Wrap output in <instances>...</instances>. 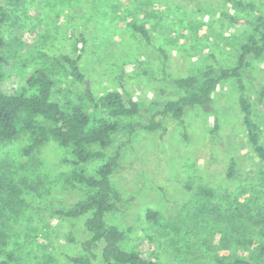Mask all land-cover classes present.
<instances>
[{
  "label": "rangeland",
  "instance_id": "rangeland-1",
  "mask_svg": "<svg viewBox=\"0 0 264 264\" xmlns=\"http://www.w3.org/2000/svg\"><path fill=\"white\" fill-rule=\"evenodd\" d=\"M236 1L253 4L256 11L224 0H0V54L14 59L12 68L24 61L31 68L35 59H74L83 40V80L62 75L52 98L82 100L85 82L95 99L125 89L140 105V114L130 121L144 124L182 93L175 79L198 76L209 65H237L238 45L255 16H264V0ZM131 24L148 30L150 42ZM244 85L264 144V56L251 60ZM155 121L158 129L136 128L105 151L108 157L121 149L111 182L122 200L106 215L108 224L130 230L132 239L120 247L160 264H264L261 163L247 138L235 81L222 82L207 107L187 110L182 121L169 115ZM26 144L23 134L0 143V161L24 164L19 173L27 175L28 184L47 186L72 169L63 162L72 159L70 149L49 140L29 159L22 155ZM103 162L86 168L93 171ZM38 189L26 191L20 218H0L5 249L21 263L38 264L50 255L54 263L72 264L66 257L80 256L81 243L89 237L86 216L70 220L56 211L84 193L61 185L48 194ZM148 210L159 213L157 222L147 219ZM95 253L92 264H103L101 247Z\"/></svg>",
  "mask_w": 264,
  "mask_h": 264
},
{
  "label": "trees",
  "instance_id": "trees-1",
  "mask_svg": "<svg viewBox=\"0 0 264 264\" xmlns=\"http://www.w3.org/2000/svg\"><path fill=\"white\" fill-rule=\"evenodd\" d=\"M224 1L233 2L238 8L256 11L253 4ZM130 27L147 43L150 42V34L142 25L131 24ZM3 47L4 41L0 37V49ZM83 48L82 40L74 59L68 56L35 59L31 68L25 61L18 62V66L12 68L10 62L14 59L7 53L0 54V143H9L23 134L27 137V144L22 148L23 157L31 159L49 140L61 148L70 149L72 156L71 160L63 161L71 164L72 169L48 180L47 186H40L42 184L39 182L28 184L27 175L19 173L25 171L24 164L1 160L0 218L13 222L23 215L26 191L38 192V188H42L41 193L48 194L57 185L78 189L84 193L82 198L56 211V215L70 220L86 216L84 226L89 237L81 243L82 254L66 257L68 262L92 264L96 250L101 247L103 264H160L145 257L140 251L122 249L120 244L132 239L130 230H120L106 221V215L115 211L117 203L122 199L111 182L121 157V149L119 147L108 157L105 151L118 136L132 134L136 128L148 132L158 129L160 124L155 121L157 116L169 115L176 121H182L187 110L207 107L218 86L232 79L236 83L237 101L248 141L261 163L258 174L264 182V144H260L259 126L253 120V108L244 85V74L250 68L251 60L264 56V16H255L244 42L238 45L235 67L216 69L209 65L198 76L175 79L173 84L182 93L163 103L161 110L144 124L130 121L140 114V105L125 89L110 91L95 99L91 91L84 87L82 100L72 101L67 98L63 101L52 98L55 83L61 82L62 75L71 76L75 81L83 80L79 71ZM101 160L104 162L93 171L86 168L87 164ZM232 171L231 166L227 172L228 177H231ZM202 192L207 196L212 195L210 190ZM146 217L157 222L160 215L148 210ZM261 228L260 234L264 238V216ZM5 244L4 236L0 233V264H26V261L20 262L15 252L6 250ZM38 261H41L38 264H57L50 255ZM225 264L249 263L235 260Z\"/></svg>",
  "mask_w": 264,
  "mask_h": 264
},
{
  "label": "water",
  "instance_id": "water-1",
  "mask_svg": "<svg viewBox=\"0 0 264 264\" xmlns=\"http://www.w3.org/2000/svg\"><path fill=\"white\" fill-rule=\"evenodd\" d=\"M85 85H86V87H87V83L85 82Z\"/></svg>",
  "mask_w": 264,
  "mask_h": 264
}]
</instances>
